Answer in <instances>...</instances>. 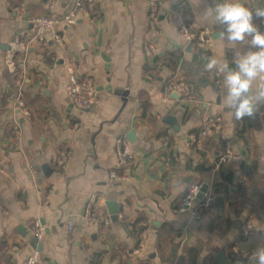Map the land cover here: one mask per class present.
I'll use <instances>...</instances> for the list:
<instances>
[{"label": "crops", "instance_id": "obj_1", "mask_svg": "<svg viewBox=\"0 0 264 264\" xmlns=\"http://www.w3.org/2000/svg\"><path fill=\"white\" fill-rule=\"evenodd\" d=\"M156 1V27L149 0H99L90 17L59 27L61 40L29 44L32 19L47 14L50 1L0 0V264L36 252L42 264H219L222 251L243 264L240 257L264 245V103L236 120L221 99L223 76L206 69L212 56L234 67L248 47L219 38L209 49L186 45L178 22L219 34L223 26L205 11L223 0ZM75 2L58 0L59 13ZM241 2L253 12L264 7ZM253 22L264 32V18ZM70 65L95 84L91 108L68 96ZM21 90L30 116L15 106ZM171 115L178 132L165 123ZM218 117L198 149L192 136ZM119 142L129 157L121 166ZM226 144L231 161L219 165ZM67 149L58 166L52 153ZM16 154L29 181L14 171ZM197 184L213 197L204 216L177 212ZM89 204L99 217L114 209L119 220L91 222Z\"/></svg>", "mask_w": 264, "mask_h": 264}, {"label": "built area", "instance_id": "obj_2", "mask_svg": "<svg viewBox=\"0 0 264 264\" xmlns=\"http://www.w3.org/2000/svg\"><path fill=\"white\" fill-rule=\"evenodd\" d=\"M50 1V10L47 14L38 16L32 19L33 24L35 25V32L29 35L28 41L29 44H36L43 42L47 36L51 35L55 40H61V33L59 27L61 25H74L81 18H88L92 15L93 10L99 0H76L72 9H70L65 14H60L58 11V0H49ZM150 4V23L152 27H156L157 21V11L158 3L156 0H149ZM180 33L183 39L186 42V45H194L198 48L209 49L213 47L214 44V34L209 28L196 29L194 25L188 24L182 20L178 22ZM27 44V43H26ZM96 87L93 80L88 76H80L76 71L75 67L70 65L68 67V83H67V93L71 102L81 109H88L95 102L96 96ZM165 96L170 97V93ZM15 106L25 115L30 116L31 110L26 105V98L24 92L21 90L18 92V95L15 99ZM222 118L218 117L215 120L210 118L206 119L200 132L192 136L193 142L198 149H202V139L207 136L208 131L215 124H219ZM142 131V129H139ZM118 153H119V165H123L128 160V151L124 149L122 143H118ZM53 161L58 166H63L66 164L71 156V150L67 149L66 151H54ZM232 150L231 144H226L223 151L219 156V165H224L231 161ZM114 176L118 177L119 175L114 172ZM202 184H197L193 186L188 194L180 202L177 212H186L190 210L192 215L197 218L204 216L203 209L208 208L212 202L213 197L207 192L204 193L202 199L197 200V196L200 193ZM40 195H43V192H39ZM87 218L91 222L100 223L103 225H110L111 218L109 215L104 217H99L93 211V205L89 204L87 207ZM37 235L42 236V227L40 223L37 226ZM252 228V222L249 221L244 227V233L248 234ZM75 230V223L73 220L68 221V232L73 233ZM21 264H42L41 257L38 252L31 255L27 260L23 261Z\"/></svg>", "mask_w": 264, "mask_h": 264}, {"label": "clouds", "instance_id": "obj_3", "mask_svg": "<svg viewBox=\"0 0 264 264\" xmlns=\"http://www.w3.org/2000/svg\"><path fill=\"white\" fill-rule=\"evenodd\" d=\"M205 12L214 14L215 21L223 26L218 36L220 40L230 47H248L245 52H237L234 67L212 56L208 58L206 69L223 76L225 93L221 99L234 118L253 117L258 105L264 103V32L253 22L254 16L264 18V7L253 12L241 0H223ZM249 264H264V245L252 253Z\"/></svg>", "mask_w": 264, "mask_h": 264}, {"label": "water", "instance_id": "obj_4", "mask_svg": "<svg viewBox=\"0 0 264 264\" xmlns=\"http://www.w3.org/2000/svg\"><path fill=\"white\" fill-rule=\"evenodd\" d=\"M214 39L218 38L219 34H214ZM73 105V104H72ZM165 123L169 124L170 126H172L173 130L178 132L179 131V125L177 123V118L175 116H168L166 119H165ZM128 139L130 141H135V133L134 132H130L128 134ZM15 163H14V171H16L22 179H24L25 181H29L28 177L26 176L24 170L22 169L21 167V161H20V158H19V155L16 154L14 156H12ZM43 169L46 171V172H49L50 169H49V166H44ZM208 191V186L205 184L204 186H202L201 188V191L200 193L198 194L197 196V200H200L202 199L204 193H206ZM216 204L217 205H220L221 204V197L218 196L216 198ZM113 202H107L108 206L110 208H114L115 205L112 204ZM112 212V215H111V219L113 222H117L119 220V214L117 212H115V210H111ZM23 227L20 228V230H22ZM24 229V228H23ZM39 250H41V246L38 247ZM215 259L216 261L219 263V264H230V262L228 261L227 257H226V254L224 251L218 253L216 256H215Z\"/></svg>", "mask_w": 264, "mask_h": 264}, {"label": "trees", "instance_id": "obj_5", "mask_svg": "<svg viewBox=\"0 0 264 264\" xmlns=\"http://www.w3.org/2000/svg\"><path fill=\"white\" fill-rule=\"evenodd\" d=\"M246 128H247V124L245 125V127L243 128V130H242V132L240 133L241 134V136H244V133H245V130H246ZM241 259V262L243 263V264H248V257H245V258H243V257H240Z\"/></svg>", "mask_w": 264, "mask_h": 264}]
</instances>
